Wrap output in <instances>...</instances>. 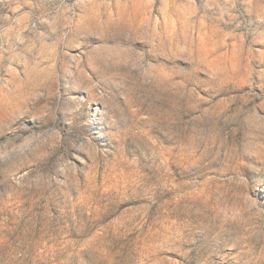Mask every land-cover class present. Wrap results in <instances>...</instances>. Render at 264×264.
Instances as JSON below:
<instances>
[{"label":"rangeland","instance_id":"obj_1","mask_svg":"<svg viewBox=\"0 0 264 264\" xmlns=\"http://www.w3.org/2000/svg\"><path fill=\"white\" fill-rule=\"evenodd\" d=\"M0 264H264V0H0Z\"/></svg>","mask_w":264,"mask_h":264}]
</instances>
